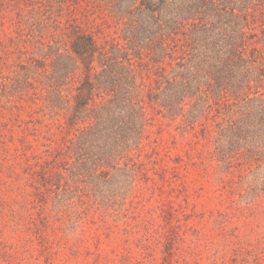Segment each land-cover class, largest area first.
Segmentation results:
<instances>
[{
  "label": "trees",
  "instance_id": "1",
  "mask_svg": "<svg viewBox=\"0 0 264 264\" xmlns=\"http://www.w3.org/2000/svg\"><path fill=\"white\" fill-rule=\"evenodd\" d=\"M259 218L264 0H0V264H264Z\"/></svg>",
  "mask_w": 264,
  "mask_h": 264
},
{
  "label": "rangeland",
  "instance_id": "2",
  "mask_svg": "<svg viewBox=\"0 0 264 264\" xmlns=\"http://www.w3.org/2000/svg\"><path fill=\"white\" fill-rule=\"evenodd\" d=\"M147 204H148L147 208L150 210L155 208V206H157V203H155V202H150ZM165 206H166V204H165ZM150 210H149V213H150ZM178 217H179V220L181 221L180 225H185L187 223L191 224L193 221V218H190L187 221H185L184 218H182V216L180 214L178 215ZM251 224L253 226L257 225L258 228L256 229V232L254 234L250 233L251 236L244 237L243 236L244 233L243 234L241 233L240 236H243L241 238L245 242L244 246H245V244L250 245L249 248L247 249V251L264 250V218H259L256 220V222H251ZM237 226H240V223L233 222L230 226H228V229H230V232H235V230L238 229ZM196 227L198 228V226H196ZM101 240H102V242H104V246H103L104 253L108 256H113L114 254H116V252H117V254L122 253V252H123L122 254H125L127 251L128 244L126 242H123L122 238L120 239V243H117V245L112 244V243L108 244L107 243L109 241L108 237L104 233L101 235ZM189 240L192 242H195V240L193 238H189ZM201 242H202L201 247H202V251L204 252V254H206V252L208 251V253L206 255L207 260L205 259L203 261V263H210L212 260L219 257V254L215 253L217 249H220V248H217L218 246L208 248V246L206 244L208 241H206V242L201 241ZM130 243H132V241L129 242V246H130ZM89 249H90L89 252H87L86 250H81L80 254L78 256H76L77 262H80V264H92L94 257L92 255H90V253L94 252V250H95L94 245H90ZM155 256L159 257L158 254ZM146 264H148V262H146Z\"/></svg>",
  "mask_w": 264,
  "mask_h": 264
}]
</instances>
